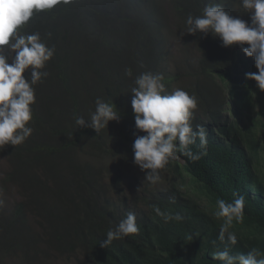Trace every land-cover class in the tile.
I'll return each mask as SVG.
<instances>
[{
  "label": "trees",
  "instance_id": "trees-1",
  "mask_svg": "<svg viewBox=\"0 0 264 264\" xmlns=\"http://www.w3.org/2000/svg\"><path fill=\"white\" fill-rule=\"evenodd\" d=\"M235 2L76 0L22 26L21 34L40 33L55 54L42 69L49 75L33 85L32 134L0 148L8 168L0 179V264L12 258L36 264L57 253L75 264H223L212 257L225 247L232 254L256 248L264 255V92L245 78L257 71L255 62L212 33L187 34V16L202 15L208 4L226 3L225 10L243 20L249 13ZM165 5L174 14L172 28ZM169 35L185 48L182 55L188 50L196 60L187 77L184 61L174 76L168 71ZM5 48L11 59L14 51ZM145 72L163 76L164 94L177 84L197 97L191 123L206 128L207 144L190 146L201 159L178 153L159 170L164 184L149 183L143 171L144 189L131 201L119 167L140 170L132 145L146 133L135 126L131 89ZM24 75L30 78V71ZM98 98L116 106L119 121L98 133L79 128L74 117L89 120ZM234 193L245 205L242 220L229 229L237 236L232 246L219 241L223 218L215 213L216 201L231 202ZM129 212L139 231L102 247L109 228ZM177 213L182 220L166 219Z\"/></svg>",
  "mask_w": 264,
  "mask_h": 264
},
{
  "label": "clouds",
  "instance_id": "clouds-1",
  "mask_svg": "<svg viewBox=\"0 0 264 264\" xmlns=\"http://www.w3.org/2000/svg\"><path fill=\"white\" fill-rule=\"evenodd\" d=\"M74 1L0 0V148L9 144L20 145L32 134L33 129L28 125L32 120L31 106L36 100L33 85L49 75L42 69L55 54L54 46H47L40 33L21 34L20 29L33 15ZM233 1H242V7L250 13V24L240 19L239 15L233 17L226 11L229 6L224 8L226 3L222 6L212 3L204 7L202 15L187 16V34L212 33L220 38L224 47L239 45L245 56L253 58L257 68L256 72L246 73L245 78L254 81L258 89L264 92V0ZM235 8L236 13L241 14L240 9ZM6 46L15 53L11 59L6 55ZM26 71H30L28 79L24 75ZM126 75L132 76L131 69H126ZM163 79L160 74L145 72L136 77V86L131 89L135 126L138 131L146 133L134 140V163L145 172V180L153 185L161 180L159 170L165 168L170 160L178 159V153L197 161L201 159V154L194 153L190 146L196 145L197 140L201 148L207 144L206 128L197 125L194 129L191 123L198 105L197 97L180 88L171 94H164ZM74 119L79 128L89 127L98 133L107 128L109 122H118L120 114L113 103L98 98L89 120L83 116H75ZM233 196L231 202L218 199L215 213L218 218H223L219 241H227L232 246L237 244V236L229 229L234 220H242L245 205L243 195L234 193ZM155 210L163 215L159 207ZM166 219L180 221L183 217L177 213ZM138 231L135 214L129 212L126 218L109 228L101 246L107 247L113 240ZM212 243L215 245L216 242ZM212 258L223 264H264V255L256 248L246 253L232 254L225 247L214 252Z\"/></svg>",
  "mask_w": 264,
  "mask_h": 264
},
{
  "label": "rangeland",
  "instance_id": "rangeland-1",
  "mask_svg": "<svg viewBox=\"0 0 264 264\" xmlns=\"http://www.w3.org/2000/svg\"><path fill=\"white\" fill-rule=\"evenodd\" d=\"M164 8H165V10H164L165 16L168 17V21H169L166 23V26L172 28L171 18H173V15H174V14H172V11H171L172 8L169 5H165ZM243 20L248 22V23H251L250 13H249V15L245 16L243 18ZM169 37H171V36L169 35L168 37H166V40L168 42V47H169L168 48L169 49L168 60H167V65L169 66L168 71L173 72L172 75L175 74V72H176L175 65L180 66L181 63L184 61L185 64L186 63L188 64V65L187 64L185 65L186 69L184 72V75L187 77L188 74L193 73V71L195 69L196 60L193 56H191L192 53L191 52L189 53L188 50H186L185 54L182 55L183 50H185V48L179 46L178 44H176L175 41L172 40L175 38L174 36H172L173 38H169ZM193 51H194V54L197 57H199L197 54V51L194 49H193ZM189 54H190V56H189ZM188 82H191V80H189L188 78H185L183 81V83H188ZM180 84H182V83L180 82ZM177 88L184 89V86H181V87L174 86L171 90V93ZM7 169H8L7 163H6L5 159H3V157L0 155V179H2L3 175L7 172ZM119 169H120V171L122 169L121 172L124 173V175L126 176L125 188L128 192L127 193L128 196L131 198V201H132L135 196H137L138 194H142V190L144 189L142 186L143 179H141L142 178L141 175L143 174V171L140 169L137 171L133 170V171L129 172L125 168L119 167ZM166 181H167V177H166V175H163V180H161V182L164 184V182H166ZM163 184H161V185L164 186ZM15 197H16V192H14V191L9 192L8 198L10 200H14ZM131 204H133V203H131ZM8 261H9V264H32L30 262L29 263H23L20 258H17V259L12 258V259H8ZM36 264H75V262L73 261V259H71V261H68L67 258H65V257H63L57 253L56 255L51 254L48 259L41 258V260H39Z\"/></svg>",
  "mask_w": 264,
  "mask_h": 264
}]
</instances>
